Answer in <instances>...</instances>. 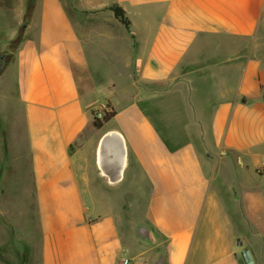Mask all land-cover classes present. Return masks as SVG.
Instances as JSON below:
<instances>
[{
  "label": "crops",
  "instance_id": "1",
  "mask_svg": "<svg viewBox=\"0 0 264 264\" xmlns=\"http://www.w3.org/2000/svg\"><path fill=\"white\" fill-rule=\"evenodd\" d=\"M27 2L0 0V54L22 34L0 115L36 230L0 241L29 264H264V0H35L24 23Z\"/></svg>",
  "mask_w": 264,
  "mask_h": 264
},
{
  "label": "rangeland",
  "instance_id": "2",
  "mask_svg": "<svg viewBox=\"0 0 264 264\" xmlns=\"http://www.w3.org/2000/svg\"><path fill=\"white\" fill-rule=\"evenodd\" d=\"M10 51L11 48L9 53ZM108 111L107 109L105 112ZM95 113L92 111L93 117ZM27 152L22 129H13L11 123L0 115V236L3 237L15 234L19 228H28L34 232L36 230L34 197L28 191L31 178ZM139 211L133 216L127 214L126 217L137 221L141 219V210ZM127 218L124 219L128 220ZM17 244L21 242L0 241V264H29L27 254L20 253L16 248Z\"/></svg>",
  "mask_w": 264,
  "mask_h": 264
},
{
  "label": "trees",
  "instance_id": "3",
  "mask_svg": "<svg viewBox=\"0 0 264 264\" xmlns=\"http://www.w3.org/2000/svg\"><path fill=\"white\" fill-rule=\"evenodd\" d=\"M34 6H35V0H28L26 12L24 16V23L28 22ZM109 9H111L114 12V15L116 16L117 19H119L121 23H123L127 28H129L130 21L126 15L125 10L121 6L114 4L110 6ZM21 38H22V34L20 33L17 36V38L11 42L10 46L12 50L16 49V47L21 42ZM11 56L12 54H8V53L0 54V74L3 72L4 68L10 61ZM115 113L116 112L114 110H109L108 112L105 113V115L102 118L93 117V125L96 128H101L105 122L109 121L112 117H114Z\"/></svg>",
  "mask_w": 264,
  "mask_h": 264
},
{
  "label": "water",
  "instance_id": "4",
  "mask_svg": "<svg viewBox=\"0 0 264 264\" xmlns=\"http://www.w3.org/2000/svg\"><path fill=\"white\" fill-rule=\"evenodd\" d=\"M115 135H117V134H115ZM108 137H109V135L108 136H104V138L102 140V146L105 144V142L108 139ZM103 149H104V147H103ZM123 152H124V150H123ZM238 245L242 246L243 245V241H241L239 239L238 240ZM240 255H241L243 261L245 262V264H255L253 255H252L251 250L249 248H243L240 251ZM157 264H159V263H157Z\"/></svg>",
  "mask_w": 264,
  "mask_h": 264
},
{
  "label": "built area",
  "instance_id": "5",
  "mask_svg": "<svg viewBox=\"0 0 264 264\" xmlns=\"http://www.w3.org/2000/svg\"><path fill=\"white\" fill-rule=\"evenodd\" d=\"M107 110V106L105 104L101 105L100 109H98L94 115V117L102 118L105 115V111ZM260 168L264 170V158L261 160ZM122 264H133L131 259L128 257L123 258Z\"/></svg>",
  "mask_w": 264,
  "mask_h": 264
}]
</instances>
